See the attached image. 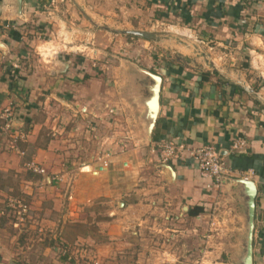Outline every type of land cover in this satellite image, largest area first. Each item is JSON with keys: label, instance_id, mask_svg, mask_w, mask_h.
Masks as SVG:
<instances>
[{"label": "crops", "instance_id": "crops-1", "mask_svg": "<svg viewBox=\"0 0 264 264\" xmlns=\"http://www.w3.org/2000/svg\"><path fill=\"white\" fill-rule=\"evenodd\" d=\"M55 1L22 0L19 16L17 0H0V109L12 111V134L27 136L13 146L0 131V264L67 263L57 255L73 243L91 247L101 264H237L245 198L235 180L243 176L257 188L252 264H264V84L242 62L253 51L264 56L256 12L264 0H133L136 17L182 27L221 56L212 70L171 55L166 64L133 61L163 80L149 145L134 68L117 58L107 74L71 42L53 57L37 52L55 34L52 21L75 34V13L87 9L85 0ZM237 139L247 142L244 153L230 152ZM171 140L216 146L232 180L208 190L186 157L166 164L171 174L155 152ZM31 162L46 174L27 171ZM12 197L29 206L21 236L6 205Z\"/></svg>", "mask_w": 264, "mask_h": 264}, {"label": "rangeland", "instance_id": "rangeland-1", "mask_svg": "<svg viewBox=\"0 0 264 264\" xmlns=\"http://www.w3.org/2000/svg\"><path fill=\"white\" fill-rule=\"evenodd\" d=\"M126 1L127 3L124 0H85L86 11L75 13L77 16L75 30L77 32L74 34V31L69 27L61 30L58 24L52 21L51 31L55 34L51 36L50 41L44 40L45 42L37 44L35 46L36 49L38 48L37 52L44 53L45 51L48 54L52 53L53 57L54 52H67L69 49L64 46L71 42L73 44L72 49H70L72 52L77 56H84L97 69L101 65L104 66L107 74L111 69L110 67L114 65L119 66L121 62L123 66L132 68L125 61L137 64V62H133L136 59H139L141 63H146L155 58L157 61L159 58L157 62L166 64L168 62L166 57L170 55L176 63L188 62V64H193L194 67L207 70L214 69L220 63L219 58L221 56L219 55V50H217L220 48H217L214 43H202V40L190 38L189 32H184L182 27L176 26L175 28L173 23L165 22V25H157L154 22H150L149 15H143L138 18L135 16L133 0ZM256 12L258 14L257 19L259 20L257 23L263 29L264 22H261L263 17L259 16V14H264V2ZM139 28L142 30H138ZM125 30L147 33L152 38L147 39L126 35L122 32ZM59 31H61L60 34H58ZM118 32H122L124 35L118 34ZM257 44L259 45L256 42L254 46L257 47ZM247 54V56L243 57L242 62L247 64V67H250L251 76L254 75L264 84V68L260 66V64L264 63V56L257 51ZM35 56L39 59L37 53ZM197 60L200 61V64ZM129 73L134 75L132 71ZM135 78L139 79V76ZM263 87L264 85L261 86V88ZM6 201L8 207L9 200ZM9 210L14 213L12 209L9 208ZM16 217L13 224L17 225L16 229L21 236L24 234L23 230L26 228L23 223L27 220L19 222L16 220ZM26 238H28V241L25 240ZM26 238L22 241L27 243V245H31L34 237L32 238V236H28L27 234ZM57 256H66L68 264H101L98 258L91 257V247L80 243H73L72 246L62 247ZM67 263L64 262L62 264Z\"/></svg>", "mask_w": 264, "mask_h": 264}, {"label": "built area", "instance_id": "built-area-1", "mask_svg": "<svg viewBox=\"0 0 264 264\" xmlns=\"http://www.w3.org/2000/svg\"><path fill=\"white\" fill-rule=\"evenodd\" d=\"M66 2V0H61ZM55 0H50L49 4L54 5ZM13 114L11 109H0V131L6 136H9L12 145L16 146L18 143L27 139L24 133L12 134L13 131ZM247 148V142L243 139H237L230 147L231 153H244ZM155 152L158 156L160 164L166 165L170 161L180 158H189L196 163L200 175L210 180L207 189H220L223 183H226V178L230 176L232 171L229 169L223 153L213 145H204L200 147H191L179 143L175 140L163 141L157 144ZM109 163L107 160L102 161V167L107 168ZM26 169L29 172L38 175H45L46 172L34 162L28 163ZM242 178L248 179L243 176ZM8 207L14 211L17 216L16 220L24 222L29 213V206L22 198L9 199Z\"/></svg>", "mask_w": 264, "mask_h": 264}, {"label": "water", "instance_id": "water-1", "mask_svg": "<svg viewBox=\"0 0 264 264\" xmlns=\"http://www.w3.org/2000/svg\"><path fill=\"white\" fill-rule=\"evenodd\" d=\"M17 14L21 15L22 0L16 2ZM126 35L137 36L141 38L151 39L152 36L139 31H124ZM134 68L139 76L133 79V84L137 91V103L141 108L140 121L143 127L144 143L149 145L152 142V134L155 128L159 110H160V92L162 87V78L150 71L144 70L137 65L127 62ZM66 67L67 64L65 65ZM164 169L173 174L172 168L169 165H164ZM227 182L232 179L227 177ZM243 189L245 198L244 208V236L243 245L239 257L236 259L237 264H252L253 260V239H254V224H255V198L257 188L255 182L249 179L240 178L235 180Z\"/></svg>", "mask_w": 264, "mask_h": 264}, {"label": "trees", "instance_id": "trees-1", "mask_svg": "<svg viewBox=\"0 0 264 264\" xmlns=\"http://www.w3.org/2000/svg\"><path fill=\"white\" fill-rule=\"evenodd\" d=\"M202 211L203 210H201V209H197L196 211L190 212V214L199 215V213H201Z\"/></svg>", "mask_w": 264, "mask_h": 264}]
</instances>
